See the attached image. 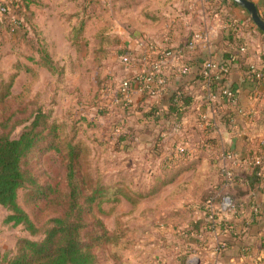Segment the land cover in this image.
<instances>
[{
	"label": "rangeland",
	"instance_id": "rangeland-1",
	"mask_svg": "<svg viewBox=\"0 0 264 264\" xmlns=\"http://www.w3.org/2000/svg\"><path fill=\"white\" fill-rule=\"evenodd\" d=\"M149 2L150 9L147 10L146 5ZM77 4L79 0L32 1V14L29 19L35 29L30 26L27 32L20 29L15 32L9 30V20L16 19L11 11V15H5H10L7 18L0 15V96L8 93L7 101L0 105V132H8L11 137L20 135L29 121L17 123L16 120L29 115L27 102L34 96L38 104L32 103L31 109L37 107L36 105L51 109L53 117L64 127L63 135L69 137L75 127L78 138L84 144L81 161L92 184L97 181L122 189L127 186L117 201H106L102 204L106 212L102 215V220L107 232L112 236L110 235L107 247H99L97 254L103 264H113L111 253L114 248L121 249V256L125 261L131 259L132 262L143 260L154 263V260L168 255L166 249L163 248L162 253L160 247H165L166 244H180V239L172 237L171 231L178 233L189 219L206 216L210 208L217 210L218 223L223 225V222L234 223V220L240 217L241 210L238 212L233 203L229 206L222 204V196L231 197L229 185L222 189L219 204L212 203L209 198L203 202L208 210L203 209L199 203L202 202L204 192L200 191L199 196H194L192 189L195 172L192 170L183 173L174 182L152 195L140 199L136 197L135 203L123 196L124 192L146 188L148 174L146 171L141 174L140 168L133 167L141 146L129 154L116 153L104 142L100 128L94 129L88 124L81 125L76 112L93 100L99 99L100 94L105 93L106 88L101 89L103 85H108V90H118L126 76L135 75L140 70L143 63L135 56L127 58V54L138 50L139 40L156 39L154 36L160 32L161 18L156 15L155 0H140L132 4L124 0H98L95 13L86 19L84 28L77 34L76 39L74 26L78 25V13L81 12V9H76ZM144 14L148 18H145ZM169 35L171 36V32ZM40 49H44L56 64L54 72L51 73L41 60ZM21 91L23 94L19 102L13 95ZM99 91L101 93H98ZM138 97L139 92H134L132 101L136 102ZM23 103L27 111L15 115L14 110L23 109L19 107ZM91 110L95 109L92 107ZM98 121L105 124L102 117H99ZM62 157V152L45 148L34 156L30 165L40 182L55 183L60 179L62 182ZM246 158L248 160V156ZM213 160L217 163L214 168H203L207 184L204 188L207 189H213L217 184L216 176L220 177L219 169L222 166L229 164L235 167L239 164L238 158H226L221 154ZM29 192V189H21L18 201L40 231L31 234L22 225L13 226L6 223L8 211L0 205L1 253L14 254L21 238L41 239L42 228L49 218L57 214V211L44 201L31 199ZM129 195L134 198L132 193ZM231 200L233 202L232 197ZM222 227V230L216 228L206 233L205 244L199 246L200 250L189 254L191 264H202L207 260L208 251L215 250L221 238L228 234L227 227ZM240 233L243 234L242 230ZM176 238L179 243L175 242ZM214 239L217 241L212 246Z\"/></svg>",
	"mask_w": 264,
	"mask_h": 264
},
{
	"label": "trees",
	"instance_id": "trees-1",
	"mask_svg": "<svg viewBox=\"0 0 264 264\" xmlns=\"http://www.w3.org/2000/svg\"><path fill=\"white\" fill-rule=\"evenodd\" d=\"M32 1L34 0H14L11 12L16 16L14 19L16 22L9 20L10 31L15 32L20 29L27 32L30 26L35 29L29 19V15L32 14L30 12ZM124 1L132 4L136 0ZM252 1L255 5L257 4L255 0ZM97 4L98 0H79L80 21L77 26H74L76 39H78L77 34L82 32L86 19L95 13ZM213 5L215 6V2ZM6 14L10 13L6 12L2 16ZM226 43L228 49L231 47L232 50L240 52L239 46L236 47L231 36L227 38ZM224 52L223 58L226 59L222 61H231L229 56L231 51L225 50ZM39 54L46 68L51 73L54 72L56 64L49 54L44 49H40ZM199 68L200 65L195 80L200 79ZM245 75L247 80L256 81L248 77L246 73ZM189 76V73L172 76L157 97H150L142 92L139 93L136 102L132 101L128 104L123 102L122 92L114 88L108 90V85H103L101 89L106 88L105 93L102 94L99 91L98 93H101L99 99L93 100L76 112L81 125L88 124L94 129L100 128L104 142L116 153L129 154L139 147V136L144 134L151 137L143 142L139 155L134 159V164H136L133 166L135 169L140 168L141 174H145V171L148 174L147 189L139 188V191L123 194L133 203L137 201L136 197L139 199L147 197L174 182L183 171L195 169L200 161V158L195 159L186 155L181 147L177 155L161 157L163 153L161 133L170 131L176 121L181 122L182 116L193 104H196L192 96L196 81L194 78L190 80ZM176 77L181 79V84L173 87L171 83ZM153 85L154 82H152ZM21 94H23L22 91L13 97H17L20 102ZM7 95L8 93L0 96V105L7 101ZM34 98L35 96L27 102L29 115L16 120L17 123L29 121L20 135L11 137L8 132H0V205L8 211L5 217L6 223L13 226L22 225L31 234L39 232L40 228L36 226L18 201L21 189H29L31 199L37 202L44 201L53 207L57 214L49 218L42 228L41 239H19L17 250L12 255L0 251V264H103L97 254V249L107 247L112 235L107 232L102 220V215L106 213L102 204L106 201H117L127 186L122 189L116 186H106L97 181L92 184L89 173L81 161L84 144L78 138L77 129L74 127V132L69 137L63 135L62 128L64 127L53 117L51 109H45L40 105L31 109L32 103L38 104ZM23 104H18L23 109L14 110L15 115L24 113V110L27 111ZM92 107L95 110H91ZM99 117L104 118L105 124L98 121ZM262 117H264V110ZM44 148L63 153L62 182L60 179L55 183H42L33 172L30 165L31 160ZM252 156L253 154L248 155V157ZM146 164L148 166L145 167ZM204 167L205 165H202V169L195 172L192 190L195 193L194 196H199L200 191L204 192L201 197L202 202L199 204L203 209L208 210L203 202L210 198L212 203L219 204L225 181L218 176L219 182L213 189L204 188L207 185L203 174ZM258 170V166L240 168L228 188L238 212L241 210L240 217L243 218V222L240 230L242 232L247 231L249 226L264 213L254 198L256 191H261L260 188L264 189L261 186L264 184V178L257 174ZM130 193L134 198L129 195ZM247 196L248 200H245ZM254 208H257L258 212H254ZM208 211L206 216L194 220L189 219L187 224H184V228L178 232L180 245H184L182 247L184 248L183 257L192 252L191 246L195 245V249H198L199 246L205 244L206 233L216 228L222 230L223 225L228 229L227 236H232L233 240L218 242L215 250H211L215 256L218 257L229 243L234 244L239 239L240 232L236 233V225L230 222H223V225H219L217 210L209 208ZM249 216H254V220L245 226L244 223ZM185 245L188 247L185 248ZM111 254L113 264H127L122 259L121 249L114 248Z\"/></svg>",
	"mask_w": 264,
	"mask_h": 264
},
{
	"label": "crops",
	"instance_id": "crops-1",
	"mask_svg": "<svg viewBox=\"0 0 264 264\" xmlns=\"http://www.w3.org/2000/svg\"><path fill=\"white\" fill-rule=\"evenodd\" d=\"M138 1L140 0H136V2ZM155 1L157 2L154 7L156 15L161 18L160 32L154 36L157 43L177 47L183 45L194 31L209 30L211 33L208 43L199 42L192 51L187 53L186 60L190 65L189 79L194 78L195 80L198 67L203 60H225L226 58H223L224 51L229 52L230 50V69L225 82L237 91L235 103L227 102L223 97L216 99L212 105V109L216 110L214 113L206 105L201 107V110L207 114V118L215 119L216 128L207 125L206 121L198 118V107L193 104L181 118L183 131L181 129L176 133L170 129V131L161 133L163 142L161 157L177 155L181 147L182 150H185L186 155L195 159L200 158L195 169L183 171L178 177L191 170L196 172L201 169L202 165H205V169L214 168L217 163L213 159L224 151H234L241 156L258 153L264 158V117H262L264 77L251 82L245 75V70L250 63L258 65L261 63L260 53L264 48V32L253 23L246 9L233 0H209L207 3L200 0ZM255 1L258 12L264 19V0ZM150 3L146 5L148 6L147 10L150 9ZM78 5L76 9L80 10L81 7ZM227 15L228 17H226ZM144 16L148 18L146 14ZM230 36L236 47L245 45L246 51L238 52L232 50L231 47L228 49L226 40ZM171 84L173 87L177 86L181 84V79L176 77ZM239 109L243 113L239 112ZM199 120L202 121L198 122ZM149 138L151 137L144 134L139 136L140 146L142 147L143 142ZM217 176L216 180L219 182ZM261 186L264 187V184ZM260 189L261 191L254 193V198L264 210V193H262L264 189ZM245 200H248V196ZM242 222V217L234 220L236 233L240 232ZM239 234V239L234 244L229 243L218 257L213 251H208L209 256H207V260L201 261L202 264H250L253 257L260 253V240L264 236V213L249 226L247 231ZM178 235L174 230L171 231L172 237ZM209 238L211 237L209 236ZM215 239L212 246L216 244L217 240ZM221 240L230 241L233 239L232 236H224ZM175 242H178L177 238ZM183 246L166 244L165 247H160L162 251L165 248L168 255L154 260V263H147L143 260L132 262L131 259L126 262L127 264H191L190 253L183 257ZM195 248V245L191 246V251L200 250V248Z\"/></svg>",
	"mask_w": 264,
	"mask_h": 264
},
{
	"label": "built area",
	"instance_id": "built-area-1",
	"mask_svg": "<svg viewBox=\"0 0 264 264\" xmlns=\"http://www.w3.org/2000/svg\"><path fill=\"white\" fill-rule=\"evenodd\" d=\"M207 3L209 0H200ZM14 1H3L0 3V15L11 11V5ZM14 22H16L14 20ZM210 31H194L186 39L181 46H169L167 44L157 43L155 40L142 39L138 42V50L131 51L127 54L129 56L138 57L143 63L140 70L135 75L126 76V79L121 82L118 90L123 93V102L128 104L132 102V94L134 92H145L150 97H157L163 91L164 85L172 76L187 75L190 71V65L187 63V53L192 51L199 42L210 41ZM241 52L246 51V46L239 47ZM261 63H250L246 68L248 77L254 80H260L264 77V48L260 53ZM230 69V61H222L215 59H205L201 62L199 73L200 79L196 80V88L192 91V96L199 110L198 118L207 122V125L216 128L215 119L213 117L207 118V114L201 110L203 105L210 108L216 99L223 97L227 102L235 103L237 98V91L231 88L225 81ZM152 82L154 85L152 86ZM216 87V88H215ZM239 112L243 111L241 109ZM182 129V123L176 121L171 131L179 132ZM222 157L238 158V166L232 167L228 165L222 166L220 176L225 181L224 185H231L234 175L240 168H249L258 166V175L264 178V158L256 153L252 157L241 156L234 151H224L221 153ZM225 164V163H223ZM234 206L231 197L228 195L222 196V204L225 206ZM254 212H258L254 208ZM254 216H249L245 221V226L249 224ZM261 249L257 256H254L250 264H263L264 263V236L260 240Z\"/></svg>",
	"mask_w": 264,
	"mask_h": 264
},
{
	"label": "water",
	"instance_id": "water-1",
	"mask_svg": "<svg viewBox=\"0 0 264 264\" xmlns=\"http://www.w3.org/2000/svg\"><path fill=\"white\" fill-rule=\"evenodd\" d=\"M235 3H237L239 6L246 9L248 14L250 15V18L252 19L253 23L264 32V19L261 17V15L258 12V9L254 2L251 0H233Z\"/></svg>",
	"mask_w": 264,
	"mask_h": 264
}]
</instances>
